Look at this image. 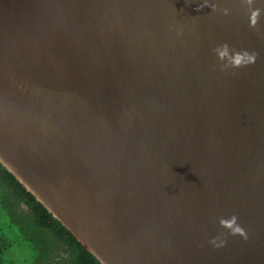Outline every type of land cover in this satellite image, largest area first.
<instances>
[{"label": "water", "instance_id": "water-1", "mask_svg": "<svg viewBox=\"0 0 264 264\" xmlns=\"http://www.w3.org/2000/svg\"><path fill=\"white\" fill-rule=\"evenodd\" d=\"M0 164L99 264H264V0H0Z\"/></svg>", "mask_w": 264, "mask_h": 264}, {"label": "trees", "instance_id": "trees-1", "mask_svg": "<svg viewBox=\"0 0 264 264\" xmlns=\"http://www.w3.org/2000/svg\"><path fill=\"white\" fill-rule=\"evenodd\" d=\"M0 264H99L1 164Z\"/></svg>", "mask_w": 264, "mask_h": 264}, {"label": "clouds", "instance_id": "clouds-1", "mask_svg": "<svg viewBox=\"0 0 264 264\" xmlns=\"http://www.w3.org/2000/svg\"><path fill=\"white\" fill-rule=\"evenodd\" d=\"M237 230H239V229H237Z\"/></svg>", "mask_w": 264, "mask_h": 264}]
</instances>
